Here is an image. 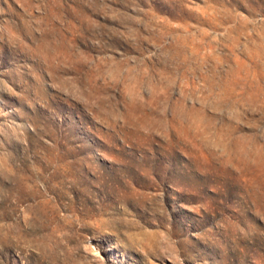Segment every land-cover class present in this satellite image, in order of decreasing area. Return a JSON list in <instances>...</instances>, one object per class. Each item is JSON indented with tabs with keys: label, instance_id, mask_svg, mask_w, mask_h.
I'll return each instance as SVG.
<instances>
[{
	"label": "rangeland",
	"instance_id": "374dc122",
	"mask_svg": "<svg viewBox=\"0 0 264 264\" xmlns=\"http://www.w3.org/2000/svg\"><path fill=\"white\" fill-rule=\"evenodd\" d=\"M0 264H264V0H0Z\"/></svg>",
	"mask_w": 264,
	"mask_h": 264
}]
</instances>
